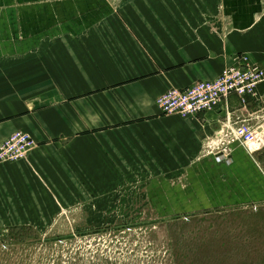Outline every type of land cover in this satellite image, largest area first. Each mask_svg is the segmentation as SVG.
I'll list each match as a JSON object with an SVG mask.
<instances>
[{"label": "crops", "instance_id": "obj_1", "mask_svg": "<svg viewBox=\"0 0 264 264\" xmlns=\"http://www.w3.org/2000/svg\"><path fill=\"white\" fill-rule=\"evenodd\" d=\"M187 1L0 0V145L16 131L36 143L0 164V217L72 211L123 168L163 215L264 204V82L244 105L230 96L186 119L155 105L240 58L264 70V2ZM229 123L258 136L217 162Z\"/></svg>", "mask_w": 264, "mask_h": 264}, {"label": "rangeland", "instance_id": "obj_2", "mask_svg": "<svg viewBox=\"0 0 264 264\" xmlns=\"http://www.w3.org/2000/svg\"><path fill=\"white\" fill-rule=\"evenodd\" d=\"M122 172L121 183L72 211L18 224L1 216L0 264H264V204L163 215L149 184Z\"/></svg>", "mask_w": 264, "mask_h": 264}, {"label": "built area", "instance_id": "obj_3", "mask_svg": "<svg viewBox=\"0 0 264 264\" xmlns=\"http://www.w3.org/2000/svg\"><path fill=\"white\" fill-rule=\"evenodd\" d=\"M225 69L216 79L196 82L185 89H170L158 97L155 105L163 115H177L183 119L216 109L230 96H236L241 104L257 97V88L264 82V70L250 64L246 58ZM257 134L245 123L226 124L218 144L210 147L217 162L230 154V145L238 143L249 148ZM36 148L35 141L26 133L16 131L0 145V164L25 161Z\"/></svg>", "mask_w": 264, "mask_h": 264}]
</instances>
